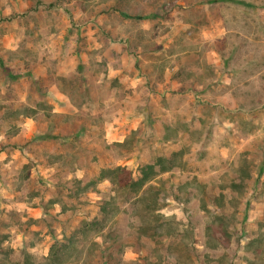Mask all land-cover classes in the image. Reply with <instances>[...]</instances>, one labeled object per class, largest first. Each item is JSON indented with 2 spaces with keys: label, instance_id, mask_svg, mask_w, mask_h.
I'll return each instance as SVG.
<instances>
[{
  "label": "crops",
  "instance_id": "0c3cea01",
  "mask_svg": "<svg viewBox=\"0 0 264 264\" xmlns=\"http://www.w3.org/2000/svg\"><path fill=\"white\" fill-rule=\"evenodd\" d=\"M11 2L14 7L26 5L21 11L15 8L24 16L54 0ZM123 7L127 10L114 0H90L84 10L83 45L73 38L79 30L50 31L42 46L51 53L59 80L44 91L49 106L36 103L32 113L11 107L0 111V116L21 118L0 129V159L16 169L29 164L27 178L56 186L66 173L65 179L93 178L88 177L91 160L70 159L75 164L68 167V154L63 156L68 149L103 150L134 138V150H143L156 141L197 163L214 164L213 173L220 179L225 168L217 166L213 156L227 163L234 179L246 165L254 201L253 196L264 191V143L256 142L259 135L264 138V0H134ZM124 17L137 27L122 30L119 23L128 21ZM96 21H101V29ZM80 72L83 83L78 86L60 81ZM257 150L262 155L253 159ZM242 154L245 160H239ZM184 160L179 163L186 167ZM22 171L13 175L12 185L26 177ZM133 176L140 178L142 170ZM103 182L114 187L105 179L94 190ZM12 185L5 194L9 206L16 204L15 193L23 195ZM251 208L263 215L264 200ZM31 210L48 214L44 206Z\"/></svg>",
  "mask_w": 264,
  "mask_h": 264
},
{
  "label": "rangeland",
  "instance_id": "374dc122",
  "mask_svg": "<svg viewBox=\"0 0 264 264\" xmlns=\"http://www.w3.org/2000/svg\"><path fill=\"white\" fill-rule=\"evenodd\" d=\"M89 1L54 0L50 4L34 6L22 16L15 12L26 5L14 7L11 0H0V111L11 107L32 113V105L36 103L45 108L49 106L44 91L58 76L49 58L51 53L43 51L42 45L49 41L50 31L65 28L73 33L79 30L78 36L72 35L79 45H83L81 31H84V10ZM133 1L114 0V3L123 9V5ZM123 19L128 21L119 23L122 30L137 27L126 17ZM100 22L96 21L98 29L102 28ZM81 74L66 79L60 77V81L66 87L76 82L75 86H78L83 83ZM38 75L46 77L37 80ZM81 87L78 92L83 90ZM26 93L28 105L23 98ZM20 119L0 116V129H6ZM261 137L259 135L256 140L258 145L264 143ZM46 146L59 152L55 145ZM171 150L168 144L155 141L143 150L110 147L64 152L63 156L68 154L65 158L70 161L68 167L75 164V161L71 164L70 159L84 158L87 163L91 160L88 177L93 178L99 176L103 167L118 163L139 176L143 165L156 163L159 157L174 160L175 166L179 167L176 173L159 177L136 195L131 192L117 194L109 182H103L93 192L84 191V186L77 187L74 179H65L67 173L62 179L57 178L60 180L56 186H50L45 181L38 182L35 176L27 178L29 164L24 168L19 166L20 170L23 169L21 175L26 177L12 185L13 175L20 170L6 165L5 158L0 159V263L8 260V264H21L25 253H30L40 263L49 254L55 236L77 233L82 247L95 258L90 263L81 264H124L125 261L151 264L160 259L162 264H175L176 248L181 242L188 243L190 250L186 254L193 257L194 264H264V214L251 211V207L255 208L264 200V191L251 200L249 185L253 182L245 179L249 172L246 165L241 166L238 171L241 175L234 179L227 163H219V158L213 156L217 166L225 168L220 179L213 173L214 164L205 163V160L197 163L193 157ZM260 151H254L252 158H260ZM246 157L242 154L239 160ZM184 158L189 163L186 167L179 163ZM195 171L201 173L200 177L194 174ZM186 181L195 183L188 187L182 201L174 196L180 192L179 185ZM9 184L14 191L23 192V195L15 193L12 198L16 204L11 206L8 205L10 197L5 195ZM76 192L78 196H75ZM42 205L43 211L48 212L46 216L41 211L31 210ZM90 221L96 222V226L82 232L81 227ZM99 223L101 225L97 228ZM208 225L215 226L213 232L210 230L211 235ZM97 230L102 231L97 234ZM212 234L218 238L216 243L212 241ZM97 242L100 246L94 245ZM104 259L107 260L105 263Z\"/></svg>",
  "mask_w": 264,
  "mask_h": 264
},
{
  "label": "trees",
  "instance_id": "16d2710c",
  "mask_svg": "<svg viewBox=\"0 0 264 264\" xmlns=\"http://www.w3.org/2000/svg\"><path fill=\"white\" fill-rule=\"evenodd\" d=\"M42 104V103H41ZM39 105V103H38ZM42 106V105H40ZM35 110V108H32ZM28 110V106H27ZM32 110V112H34ZM134 140V138H133ZM131 138H128L124 143H118L119 147L125 149L127 151L134 148V142ZM183 165V164H182ZM174 162L166 157H159L157 162L154 164L143 165L142 167V176L138 179H135L133 176L132 170L129 168L118 165L113 167L103 168L100 171V174L96 178H92L87 182H84L80 179H74L77 187L84 186V191L94 190L100 182L105 179H109L114 184V189L117 194H121L122 192H131L132 194H138L144 190L146 185L150 183V181L157 178V176L165 171L171 170L174 167ZM159 167V168H157ZM195 180H198L196 177ZM195 181H186L179 185L180 192L175 194V198L185 200L186 190L189 186L194 185ZM198 184V183H197ZM151 186V184H150ZM148 186V187H150ZM75 196H78V192L75 193ZM166 217V216H165ZM167 218V217H166ZM101 224L99 223L97 228ZM96 226L93 222H85L83 227H81L82 232L87 231V228H93ZM215 226L208 225V233L211 235L210 230L213 232L212 228ZM102 230H97L96 233L99 234ZM212 241L216 243L217 237L215 234H212ZM81 237L77 235V233H73L69 236H55L53 243L50 247L49 254L44 257V259L38 263L36 258L30 253H25L24 261L21 264H81L82 262L90 263L91 260L95 258L91 256V253L82 247ZM94 245L100 246V242L95 243ZM92 252V249H89ZM190 250L188 243L181 242L177 245L176 248V262L175 264H194L193 257L191 255H187L186 251ZM78 253V254H77ZM79 255V256H78ZM8 256V255H7ZM107 260H103L105 263ZM4 264H8V260L3 261ZM2 262V263H3ZM163 260L160 259L158 262H152L151 264H162ZM12 263V262H11ZM1 264V263H0ZM13 264V263H12ZM16 264V263H14ZM124 264H132V261H125Z\"/></svg>",
  "mask_w": 264,
  "mask_h": 264
}]
</instances>
